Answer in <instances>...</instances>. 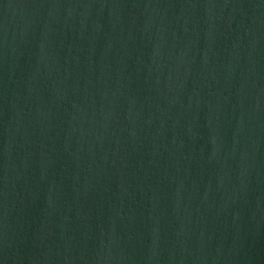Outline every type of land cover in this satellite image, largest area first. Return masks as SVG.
Here are the masks:
<instances>
[{
  "label": "water",
  "instance_id": "water-1",
  "mask_svg": "<svg viewBox=\"0 0 264 264\" xmlns=\"http://www.w3.org/2000/svg\"><path fill=\"white\" fill-rule=\"evenodd\" d=\"M0 264H264V0H0Z\"/></svg>",
  "mask_w": 264,
  "mask_h": 264
}]
</instances>
